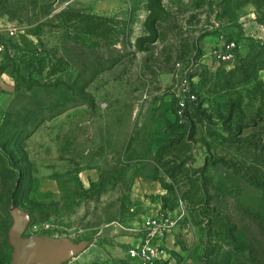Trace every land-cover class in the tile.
Segmentation results:
<instances>
[{
    "label": "rangeland",
    "instance_id": "374dc122",
    "mask_svg": "<svg viewBox=\"0 0 264 264\" xmlns=\"http://www.w3.org/2000/svg\"><path fill=\"white\" fill-rule=\"evenodd\" d=\"M245 3L264 26V0H0V76L15 86L0 92V264L14 206L24 237L65 251L33 264H137L127 249L155 215L170 221L164 264H264V38L240 29ZM232 40L237 63H218ZM67 111L59 153L37 128ZM105 118V143H90Z\"/></svg>",
    "mask_w": 264,
    "mask_h": 264
},
{
    "label": "crops",
    "instance_id": "0c3cea01",
    "mask_svg": "<svg viewBox=\"0 0 264 264\" xmlns=\"http://www.w3.org/2000/svg\"><path fill=\"white\" fill-rule=\"evenodd\" d=\"M236 14L238 15L237 17L239 18V23H240V29L244 32V35L248 37L249 39L251 38H257V39H263L264 38V26L258 21L257 17L255 14H253V11H255V7L253 3H245L241 6H239L236 10ZM248 23V25H246ZM223 38V37H222ZM216 40H218V37L216 38H209L204 37L200 39L199 41V47L200 49L205 52L209 53L211 49L212 43H215ZM209 55H207L205 58H209ZM236 63V61H235ZM15 91V86L12 82L8 81L7 79L3 78L0 76V92H4L5 94H11ZM71 113L69 111L64 112L63 114L57 115L55 117H52L46 124L47 125H42L41 127L37 128V134H44L45 131H51L55 135V139L57 142H54V146H57V151L60 153L61 152V146L66 145L67 147L70 148V144L74 141V136L71 135V127L70 123L64 124L63 120L66 121L70 118ZM92 119L90 121H86V123L91 124ZM65 125H67L66 129L64 128ZM108 119L106 118L104 120H100L99 122H95L93 124V127L89 128V132L86 134V137L90 140L89 142L91 143H97L101 144L102 142L105 143V140H103V136L105 139L106 135V129L108 128ZM49 127V129H47ZM90 127V126H89ZM120 129V131H119ZM119 129H116L115 132H117L114 135L113 142L122 143L123 140V127H119ZM66 131V135H62V137L67 136L66 141H63V139H60V135L62 134V131ZM41 131V133H40ZM105 134V135H104ZM107 138V137H106ZM69 150V149H68ZM70 151V150H69ZM74 151V150H73ZM64 153V152H63ZM62 153V154H63ZM60 155V154H59ZM61 156V155H60ZM68 156V155H66ZM54 165L52 167L56 168H62L64 167L65 164V158H60L58 157L57 161H54ZM69 162V159L68 161ZM100 165L98 164H93L91 162L83 164L79 170V180L81 182H92L93 180V171L92 168H97ZM55 172L53 171L52 174ZM46 178H49L47 176Z\"/></svg>",
    "mask_w": 264,
    "mask_h": 264
},
{
    "label": "built area",
    "instance_id": "2783aa9c",
    "mask_svg": "<svg viewBox=\"0 0 264 264\" xmlns=\"http://www.w3.org/2000/svg\"><path fill=\"white\" fill-rule=\"evenodd\" d=\"M10 36L18 33L14 27L7 29ZM235 41H222L213 47V57L221 64H234L236 61ZM182 107L183 102L179 103ZM169 219L160 216L147 217L142 222V237L137 245L127 249L126 255L129 260L137 264L166 263L170 260L169 252L158 243L169 228Z\"/></svg>",
    "mask_w": 264,
    "mask_h": 264
},
{
    "label": "water",
    "instance_id": "95a60500",
    "mask_svg": "<svg viewBox=\"0 0 264 264\" xmlns=\"http://www.w3.org/2000/svg\"><path fill=\"white\" fill-rule=\"evenodd\" d=\"M9 212L14 220L8 233L12 264H33L35 260L48 263L65 255L58 243L37 236L24 237L31 221L27 211L14 206Z\"/></svg>",
    "mask_w": 264,
    "mask_h": 264
},
{
    "label": "trees",
    "instance_id": "16d2710c",
    "mask_svg": "<svg viewBox=\"0 0 264 264\" xmlns=\"http://www.w3.org/2000/svg\"><path fill=\"white\" fill-rule=\"evenodd\" d=\"M235 52H236V63H237V60H238V51H237V49L235 48Z\"/></svg>",
    "mask_w": 264,
    "mask_h": 264
}]
</instances>
